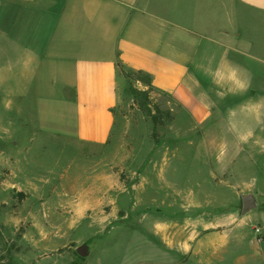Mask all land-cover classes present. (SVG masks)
Masks as SVG:
<instances>
[{
  "label": "crops",
  "instance_id": "obj_1",
  "mask_svg": "<svg viewBox=\"0 0 264 264\" xmlns=\"http://www.w3.org/2000/svg\"><path fill=\"white\" fill-rule=\"evenodd\" d=\"M250 14L264 18V0H1L0 25L30 32L0 33V89L12 105L30 92L35 128L6 132L12 140L0 146V164L7 162L18 179L13 183L31 198L65 207L50 210L58 216L102 211L119 184L111 175L109 139L120 62L149 74L154 89L189 109L199 123L209 118V105L230 113L228 134L217 124L205 129V149L228 166L242 197L255 203L264 190L251 194L239 180L253 157L246 151L234 165L235 156H226L217 139L228 135L235 138L231 147L251 150L264 136L255 116L264 110V50L258 37L239 27V18ZM78 143L103 149L83 154ZM47 148L49 179L41 178ZM120 161L125 158L116 161L119 166ZM260 220L264 233V214Z\"/></svg>",
  "mask_w": 264,
  "mask_h": 264
},
{
  "label": "rangeland",
  "instance_id": "obj_2",
  "mask_svg": "<svg viewBox=\"0 0 264 264\" xmlns=\"http://www.w3.org/2000/svg\"><path fill=\"white\" fill-rule=\"evenodd\" d=\"M239 27L258 37L264 50V18L250 14L239 18ZM23 29L0 25V33L30 32ZM146 81L137 71L117 68L119 98L109 145L115 161L111 175L116 173L119 184L97 215L58 216L50 210L65 207L31 198L23 185L13 183L18 179L7 162L0 164V264H264V233L263 243L256 244L253 232L262 226L264 195L256 193L255 208L242 213L240 187L231 184L228 166L205 149V129L217 124L228 134L230 113L209 105V118L199 123L189 109ZM29 93L22 104L12 105L0 89V146L12 140L6 132L35 128ZM262 111L255 113L260 133ZM232 138L217 137L226 156L236 157L234 165L246 151L253 157L239 179L248 183L242 187L251 194L264 190V136L251 150L235 148L237 143L231 147ZM78 148L95 155L103 146L78 143ZM49 152L41 159V178L49 179ZM120 157L125 162L119 166ZM64 223L70 225L66 231ZM78 248L86 254L79 255Z\"/></svg>",
  "mask_w": 264,
  "mask_h": 264
},
{
  "label": "water",
  "instance_id": "obj_3",
  "mask_svg": "<svg viewBox=\"0 0 264 264\" xmlns=\"http://www.w3.org/2000/svg\"><path fill=\"white\" fill-rule=\"evenodd\" d=\"M241 201H242V213H246L247 211L255 207L254 200L250 196H243L241 198ZM77 253L81 256H84L86 254V250L84 248H78Z\"/></svg>",
  "mask_w": 264,
  "mask_h": 264
},
{
  "label": "built area",
  "instance_id": "obj_4",
  "mask_svg": "<svg viewBox=\"0 0 264 264\" xmlns=\"http://www.w3.org/2000/svg\"><path fill=\"white\" fill-rule=\"evenodd\" d=\"M253 232H254V242L256 244H260L263 241L260 227L256 226L255 228H253Z\"/></svg>",
  "mask_w": 264,
  "mask_h": 264
},
{
  "label": "trees",
  "instance_id": "obj_5",
  "mask_svg": "<svg viewBox=\"0 0 264 264\" xmlns=\"http://www.w3.org/2000/svg\"><path fill=\"white\" fill-rule=\"evenodd\" d=\"M121 67H122V64L120 63V62H118L117 63V68H120L121 69ZM137 73H139V74H143L144 76H145V78H146V85L149 87V88H153L152 87V85H151V76L149 75V74H147V73H143V72H140V71H137Z\"/></svg>",
  "mask_w": 264,
  "mask_h": 264
}]
</instances>
